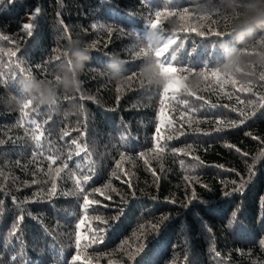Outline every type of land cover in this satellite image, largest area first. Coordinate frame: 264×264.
<instances>
[{
    "label": "trees",
    "instance_id": "trees-1",
    "mask_svg": "<svg viewBox=\"0 0 264 264\" xmlns=\"http://www.w3.org/2000/svg\"><path fill=\"white\" fill-rule=\"evenodd\" d=\"M173 3L15 0L0 4V33L9 36L0 39V140L4 141L0 189L6 190L0 202V264H12L13 248L19 252L15 237L10 245L7 235L19 212L10 195L22 198L46 187H22V183L42 180L50 166H57L44 157L61 153L66 159L69 151L72 160L61 173L57 198L24 205L38 216L26 215L21 225L26 256L39 255L43 264H50L53 246L64 253L60 260L71 256L73 237L68 234L74 230V218L82 214V194L67 177L75 171L74 162L81 161L94 177L85 185L86 192L107 205L90 209L89 221L105 227L96 222L99 216L110 225L103 244L82 250L92 264H132L127 253L143 239L142 227L151 242L136 264H185L189 249L187 264H264V247L258 243L264 237V156L260 155L264 152V0ZM36 8L39 15L29 21L28 14ZM164 9L168 14L159 21L160 28L174 43L162 42L160 30L148 27L154 10ZM27 22L35 25L31 37L20 27ZM161 50L172 58L170 63L184 69L179 73L184 79L162 74V58L156 55ZM213 72L220 74L219 83ZM168 88L178 90L166 93ZM29 102L31 107L25 110L29 115L24 118L21 112ZM162 106L160 119L165 124L160 143L166 150L155 153L154 133ZM253 111L255 117L243 125L213 131L217 120L239 121L246 118L239 113L250 116ZM169 119L172 127L167 126ZM29 120L41 125L44 157L32 156L39 150L31 140L35 126ZM64 131L69 135L62 136ZM73 139L86 144L88 153L74 155ZM189 144L194 146L191 155L175 151H187ZM38 168L43 171L37 172ZM250 170L257 174L243 195H221L236 187L232 181L240 178L238 173L250 175ZM109 182L111 188L106 186ZM96 187L103 194L91 191ZM193 188L198 198H210L221 207L199 229L193 215L200 208L198 201L187 209L183 206ZM232 208L239 209V217L233 228H227L224 221ZM121 209L123 214L115 222ZM162 215L169 220L153 236L151 226ZM185 224L191 225L187 242L181 227Z\"/></svg>",
    "mask_w": 264,
    "mask_h": 264
},
{
    "label": "snow or ice",
    "instance_id": "snow-or-ice-1",
    "mask_svg": "<svg viewBox=\"0 0 264 264\" xmlns=\"http://www.w3.org/2000/svg\"><path fill=\"white\" fill-rule=\"evenodd\" d=\"M5 2L8 3H15V0H0V4H3ZM170 3H173V0H169ZM156 6L153 4V9H155ZM40 9L36 8L33 10L32 13H29V21H34L36 19V16L39 15ZM168 14L167 9L164 10H154V14L150 15L149 17V24L148 27L152 28L153 30H160L161 39L164 43H174V38H172L170 35H164L163 29L160 28L159 21L161 20L162 16ZM59 15V14H58ZM61 23L63 24V21L61 20ZM21 30L26 32L29 37L33 34V28L35 25L31 22L23 23L21 26ZM96 25L93 24V28H95ZM67 26L65 25V29ZM147 32V28L145 29ZM0 39L2 40H8L9 36L3 35L0 33ZM166 53L164 51H158L156 55L160 58H162V64H161V71L162 74H164L166 77H171L175 79L176 81H179L181 79H184V77H181L179 73L184 70L181 68H178L174 65V63H170L169 61L172 59L170 56L165 55ZM12 56H15L16 53L12 52ZM214 80L218 81L219 73H211ZM207 78V77H206ZM177 89L168 88L166 89L167 92L176 91ZM117 91H120L118 88ZM163 104V101H162ZM31 107V102L29 104L24 106V109H22L21 115L24 118H27L29 113L25 111L26 109H29ZM261 107H264V105H261ZM35 111V110H33ZM163 106L160 109V113L158 115V123L155 129L154 133V145L153 150L155 153H163L166 148L164 145L160 143V140L163 139L160 135V128L162 125L165 124V121L160 119L161 116H163ZM233 111H237L236 109H233ZM242 117H246L245 119H241L239 121L234 120H223L219 119L217 120V126L213 129L215 132H223V131H229L236 127H239L243 125L246 122L247 118L255 117L256 112L253 111L250 116H246L245 113L241 112L239 113ZM29 124L35 126V131H33L31 135V140L33 141L34 148L37 151H34L32 153L33 158L36 157L37 154H39L41 157H44V144L42 141L44 140V133L43 131H40L41 125L36 120H29ZM174 122L169 119L167 121V126L172 127ZM195 131H201L199 129H196ZM38 132V134H37ZM183 134V133H181ZM204 135H209L211 133L204 132ZM69 135L68 131H64L62 133V136L66 137ZM245 135H250V133L246 132ZM173 137L170 135L168 136V139H172ZM253 139H258V137H252ZM121 140H124L125 137L121 136ZM4 141L0 140V143H3ZM72 145H75L76 151L74 155L80 156L81 153H88V147L87 145H81L77 140L73 139L71 141ZM193 145L189 144L186 146V150L184 149H176L175 151L180 152L181 154H187L191 155V151L193 150ZM227 147H234L231 144H228ZM237 152H240L239 148H236ZM141 157H143L145 154L141 152L139 154ZM243 155L247 156L248 153H243ZM261 156H264V152L260 153ZM73 153L69 151L67 158L65 159L61 153H57L55 155H49L44 157L45 159L50 161V165H57L55 168H52L51 166L48 168L47 172L44 173V179L37 180L33 179L31 182L24 181L22 183V187H32L33 185L40 184V185H46V187H41L38 190L32 192L29 196L20 197L18 195H10L11 203L15 208L19 209V212L13 217L12 221L10 222V229L7 232V235L9 237V244H12L11 238L15 237L16 242L19 244V252L17 253L15 251V248H13V254L10 255L9 260L12 262V264H16V262L23 261L24 264H43V262L40 260V256L37 255L35 257H28L26 256V247H25V240L24 235L21 229V225L23 221L25 220L26 215L29 218L38 219V216L33 213L31 210L25 209V204H34L38 202H48L51 203L52 200L57 198V194L60 191L58 188V181L61 178V173L64 172V170L69 169L70 165L68 161L72 160ZM121 160L124 159L123 155L120 157ZM191 159L199 161L201 164L203 163L202 160H200L199 156L192 155ZM59 162V163H58ZM19 163V162H18ZM145 163L147 164L148 161L145 160ZM181 164H183V161H181ZM119 162L115 165V167H119ZM75 171H70L67 179L73 181L74 188L78 194H82V204L79 207V212L82 213L81 215H77L74 218V225H73V231L70 232L68 235L70 237H73L69 240V244L73 247V252L70 257L64 260H60V257L64 255L62 251L58 252L57 249L53 246L51 251L53 255L49 256V262L50 264H53L54 260L58 261L59 264H92L90 259H86L82 255V250L87 251L89 249H92L96 244H103L105 240L106 233L110 230V225L108 220H104L100 218L99 216L96 217V222L99 224H104L105 227H94L93 224L89 221V215H90V209H93L94 206H103L107 207V205H102L99 200H94L90 198L91 192H86L85 185H87L91 180H93V175L91 174V168L84 169L81 166V161H75L72 166ZM220 167H223L222 165ZM38 171H43L42 169H37ZM251 174H241L238 173V176L240 177L238 180L232 181L236 187H234L231 191H224L221 193V195L225 198H228L232 195H243V193L247 190L246 186L251 183L254 180L255 175L257 174L254 170H250ZM33 177L36 176V172L32 173ZM113 175H115L113 173ZM107 187L111 188V183L109 182ZM21 188H17L16 191L19 192ZM115 191V189H112ZM5 189H0V202H3L5 200ZM94 191L97 194H103L100 187H96L95 189L91 190ZM70 193L67 189L64 190V195L67 196ZM104 199L111 200L110 196L104 195ZM193 201H198L200 204V208H197L194 212V219L196 220L197 228L199 229L201 226L206 224L209 221V218L216 213L221 211V207L217 203H213V201L210 198H198L197 192L193 188L191 191L190 196L187 198V200L184 203V207L187 209L188 207L192 206ZM172 203H176V201H171ZM123 214V209L120 210L119 214L114 217L115 222L119 221V216ZM3 213L0 212V216H2ZM239 217V209L238 208H232L225 217V226L227 228H233L235 222L238 221ZM169 220L168 215H162L160 221L156 224H153L151 226V231L153 236H157L161 228L164 226L165 222ZM87 226V231H85V228ZM185 229V232L182 234L185 235V242H187V233L191 232V225L185 224L181 226ZM208 231H211L210 225L207 228ZM141 234L143 235V239L140 240L139 243L135 245L132 251L127 253V259L132 262V264H136L137 257L142 255L143 252L148 247L149 241L147 239V233L144 232L143 227L141 228ZM137 239H140V237H137ZM128 241H124L123 244H127ZM259 245L261 247H264V237H261L258 241ZM123 244L121 247H123ZM41 252L43 250H40ZM189 253L185 254V264H187L188 255ZM213 251L215 249L213 248ZM88 255L90 256L91 253L89 252ZM216 255H219L217 252Z\"/></svg>",
    "mask_w": 264,
    "mask_h": 264
}]
</instances>
